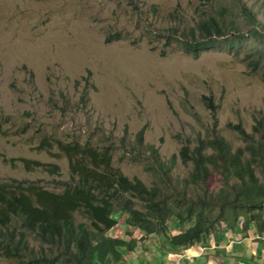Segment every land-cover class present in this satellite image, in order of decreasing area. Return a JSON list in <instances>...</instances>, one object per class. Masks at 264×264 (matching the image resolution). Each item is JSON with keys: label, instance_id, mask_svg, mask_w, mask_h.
<instances>
[{"label": "rangeland", "instance_id": "rangeland-1", "mask_svg": "<svg viewBox=\"0 0 264 264\" xmlns=\"http://www.w3.org/2000/svg\"><path fill=\"white\" fill-rule=\"evenodd\" d=\"M209 16L226 25L225 35L194 58L179 41ZM259 112L264 114V0H0V182L23 179L60 192L59 182L70 181L68 159L55 144L40 149V141L88 142L109 148L112 165L128 178L174 198L185 194L183 205L204 198L206 209L213 206L211 217L221 212L231 219L226 206L220 209V192L233 191L239 180L230 177L226 186L211 170L205 181H193V163H184L179 151L216 136L232 149L243 147L228 123L252 133ZM19 158L57 164L59 174L27 171ZM256 176L264 182V170L256 168ZM113 217L118 224L107 234L121 237L122 213ZM75 221L89 223L80 213ZM229 222L221 219L210 235ZM240 227L243 236L255 229ZM169 232L178 229L170 223ZM25 233L23 258L48 252L34 232ZM132 237L136 247L124 264H173L164 237L137 229ZM252 257L247 264H264L261 249L247 259ZM0 264L21 263L0 256Z\"/></svg>", "mask_w": 264, "mask_h": 264}, {"label": "trees", "instance_id": "trees-1", "mask_svg": "<svg viewBox=\"0 0 264 264\" xmlns=\"http://www.w3.org/2000/svg\"><path fill=\"white\" fill-rule=\"evenodd\" d=\"M151 9L155 11L153 5ZM225 29L226 25L216 17L203 18L194 28H188L184 36L189 37L180 39L179 46L197 58L201 51L217 46V38L225 35ZM203 98L215 114L211 99ZM263 124L264 114L260 112L255 117L252 133L240 123H228L245 142L243 147L232 149L229 142L216 136L200 139L192 150L187 145L180 148L182 161L193 163V181H205L211 170L225 178L226 186L230 177L239 180L233 191L223 189L220 192V209L222 211L226 206L231 219L227 214L226 217L219 216L221 212L216 218L211 217L213 206L206 209L204 198H200L198 204L190 201L183 205L185 194L182 198H174L157 185L148 188L140 179L128 178L112 165L107 147L97 148L88 142H63L60 139L52 142L51 138H43L40 149L50 151L55 144L68 159L70 181L59 182L64 185L60 192L23 179L0 182V256L18 259L21 264H124L125 255L136 247L132 237L134 229L145 236L164 237L171 250L204 242L212 227L219 228L221 219L232 220L227 227L231 230H241V225L242 229L252 226L263 232L264 182L256 176V168L264 170ZM136 138L141 141L142 130ZM207 148L212 152L205 153ZM150 149L156 153V148L150 146ZM18 160L27 171L41 168L51 175L59 174L57 164L27 158ZM8 161L14 164L15 160ZM158 165L164 167V163L158 162ZM135 199L141 208L136 207ZM116 211L122 213L125 227L121 237L107 234L118 224L113 217ZM76 213L87 217L89 223L76 222ZM240 217H244L243 222ZM192 220L193 223L186 226ZM170 223L173 229H178L176 234L169 232ZM26 231L34 232L41 243L48 246V252L42 250L40 254L23 258L27 248Z\"/></svg>", "mask_w": 264, "mask_h": 264}, {"label": "crops", "instance_id": "crops-1", "mask_svg": "<svg viewBox=\"0 0 264 264\" xmlns=\"http://www.w3.org/2000/svg\"><path fill=\"white\" fill-rule=\"evenodd\" d=\"M247 233L243 236L238 229L216 230L204 242L183 248L181 253L172 252L176 249L171 250L173 264H247V261L254 259H247L248 256H254L260 249L264 257L262 233L255 229H249ZM251 237L261 239V242L251 241Z\"/></svg>", "mask_w": 264, "mask_h": 264}]
</instances>
